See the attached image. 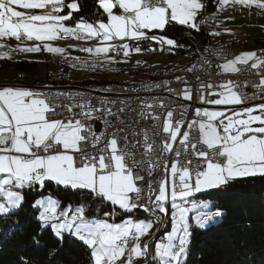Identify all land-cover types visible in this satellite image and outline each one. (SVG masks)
Returning a JSON list of instances; mask_svg holds the SVG:
<instances>
[{"label":"snow or ice","instance_id":"6c2138e0","mask_svg":"<svg viewBox=\"0 0 264 264\" xmlns=\"http://www.w3.org/2000/svg\"><path fill=\"white\" fill-rule=\"evenodd\" d=\"M228 6L264 12V0H218L210 17L203 15V0H96L100 18L90 21L77 15L82 11L79 0H0V60H12L13 54L46 52L79 61L65 56L66 48L53 46L62 40L94 41L87 47L69 45L91 57L93 68L113 62L114 55L140 53L142 41L158 44L160 51H171L184 45L165 34L170 28L200 32L201 24L215 22L216 15ZM222 23L216 22L215 27L219 29ZM221 34L234 33L229 29L209 32L214 37ZM204 52L219 61L217 75L228 78L214 84L201 81L197 74L200 85L194 93L187 80L177 77L185 87L170 92L184 101H192L196 95L201 104L216 106L264 100V50L232 58L222 49L205 48ZM204 66L211 68L212 63L202 54L186 71L198 73ZM246 73L258 77V82H252L255 91L251 96L244 91L247 80L231 79ZM157 107L166 111L160 133L150 137L148 128L138 131L133 127L140 121L125 124L127 109L123 106L114 110L104 101L97 107L82 94L77 100L51 90L0 85V219L16 215L26 196L36 192L30 207L38 213L35 219L41 232L50 230L61 244L66 236L79 241L88 251V264H187L191 222L204 229L225 213L220 208L204 211L209 207L205 201L191 207L179 202L226 188L239 179L264 178V103L233 108L230 114L196 108L193 119L186 120L182 112L174 120L175 109H168L162 100L159 104L144 101L140 120L161 121L152 111ZM96 120L102 121L103 131L94 127ZM141 134L142 140L135 139ZM157 168H162L159 178L154 177ZM68 193L85 194L87 200H78L75 206L64 204L62 194ZM87 201L110 206L104 212L106 218L90 219ZM169 204L170 231L153 247L145 238L153 234L163 216H169ZM136 209L152 214L153 219L109 222L117 211ZM33 242L40 245L36 237ZM58 251L50 247L49 257L54 258ZM18 264L32 262L20 256Z\"/></svg>","mask_w":264,"mask_h":264},{"label":"trees","instance_id":"16d2710c","mask_svg":"<svg viewBox=\"0 0 264 264\" xmlns=\"http://www.w3.org/2000/svg\"><path fill=\"white\" fill-rule=\"evenodd\" d=\"M79 2L82 11L78 16L83 15L90 21L100 18L95 10L96 0ZM213 2L214 0H206V11L213 10ZM189 31L175 26L165 33L184 45L167 53L171 62L180 57L187 60L189 54L203 52L211 44L209 32L201 30L191 31L189 34ZM9 69L18 73L32 72L37 69V62L23 57L21 60H0V70ZM55 191L52 189L51 194L54 195ZM37 196L36 192L28 194L24 206L16 215L0 219V264H18L20 256L28 257L32 264H88V251L79 241L66 236L61 244L50 230L41 232L39 222L35 219L38 213L30 207ZM193 197L210 200V212L220 208L225 215L204 229L195 225L191 231L187 264H264V178L239 179L226 188ZM61 199L64 204L71 202L75 206L76 201L85 202L87 197L85 194L68 193L62 194ZM87 205L90 219L106 218L104 212L110 210V206L92 201H87ZM138 210L131 213L117 211L115 221L119 222L130 216H135V220H150L145 212ZM15 221L18 224L13 225L12 222ZM170 228L171 224L167 231ZM33 237L40 240L39 246L34 244ZM53 246L59 251L54 258H50L48 250Z\"/></svg>","mask_w":264,"mask_h":264},{"label":"bare ground","instance_id":"6f19581e","mask_svg":"<svg viewBox=\"0 0 264 264\" xmlns=\"http://www.w3.org/2000/svg\"><path fill=\"white\" fill-rule=\"evenodd\" d=\"M212 13H210L211 16ZM217 17V16H216ZM215 22H209L208 24H201L202 30L206 32L213 31L211 23L215 25ZM234 37V38H233ZM241 41L238 36H231L224 41L217 44H210L209 49H222L223 52L234 51L233 47ZM16 44V41H11ZM31 43V42H26ZM61 44H82L88 46V43L76 40H62ZM139 47L142 49L140 54L144 57V60L137 61L130 65L117 64L113 67L103 65H97L92 67V59L79 58V61L72 62V59H65L64 57L59 59V69L51 70L47 72L46 79L49 82L48 86L36 87L34 90L40 88L41 91H53L55 89V83L60 82V89H72L83 90L88 92L99 91L101 94H116V92L129 91V85L131 86H151L159 81L171 80L174 74V69L182 68V66H188L196 63L200 59L201 54H208L207 52L191 53L187 57V62L183 65L173 66L170 68H156L153 66L155 57L166 56L169 52L160 51V46L154 44L151 41H142L139 43ZM147 47L155 48V51L146 50ZM166 47V46H165ZM261 50H264L262 47ZM22 56V55H19ZM87 61V63H85ZM139 62V63H138ZM79 75L78 78L74 77V74ZM141 210V209H140ZM170 213L171 207L169 204V216H163L160 221V226L154 227L153 234L147 238V242L151 245L161 241L164 234L170 225ZM149 219H153L152 214L146 213ZM157 224V223H156ZM151 251V249H150ZM144 264V262H143Z\"/></svg>","mask_w":264,"mask_h":264},{"label":"built area","instance_id":"2783aa9c","mask_svg":"<svg viewBox=\"0 0 264 264\" xmlns=\"http://www.w3.org/2000/svg\"><path fill=\"white\" fill-rule=\"evenodd\" d=\"M210 13H214V12L206 11L205 13H203V15L210 17ZM211 28H216L213 23H211ZM202 29L204 28H201V30ZM93 43L94 41L89 42L88 46H92ZM132 44L135 45L136 42H132ZM148 48L150 47H147L146 50H148ZM198 52L200 53V51ZM224 53L228 54V58H232L235 56V51H227ZM201 55L202 54L200 53V57ZM203 56L206 59L211 61L212 63L211 68L204 66V68H201L198 73H190L186 71V69L190 68L193 64H190L188 66H182V68L174 69V74L172 75L171 80L159 81L158 83H155L154 85H151V86H131L129 85V91H126V92H116V94H101L100 90L95 91V92H88V91H83V90H77V88L60 89V82L55 83V89L52 92L70 94L72 97H75L77 100L81 98V94H82L85 99L90 100L91 103L97 107L100 106L101 101L106 102L109 107L114 106V110L123 106L127 109V114L125 116V121H124L125 124L130 123L134 120L140 121L139 124H134L133 127H136L138 131L142 127H146L148 128V135L150 137L157 136V134L160 133L159 125L162 123L164 112L166 110L161 109L159 107L152 110L154 114H158L161 116V121L153 122L150 118L144 119L141 121L138 113L141 111L140 105L142 102L147 101L148 103L159 104L160 100H162L163 103L167 105L168 109H175L174 120L179 119L182 112L184 113V117L186 120H191L194 118V112L196 108H204V107H207L209 104H201L196 95L193 96L192 101H184L182 98L177 97L175 92H170L169 89H174L176 90V92H179L183 87H185L184 84L177 81V77H181L187 80L188 86L192 88V91L194 93L197 92L199 85H200V81H197L195 79V75L197 74L201 77V81L211 82L214 84L222 83L224 82L225 79L228 78V77L217 75V72L219 70L215 67V65L219 63V61H217L214 56H212L209 53L203 54ZM88 59H92V58L90 57ZM71 61L75 62V60H71ZM103 64H97V65H103ZM205 69L207 70L205 71ZM231 79L239 80L241 83H243L244 80H247L248 86L247 88L244 89V91L247 92L249 96H251L253 92L255 91V89L252 86V82L253 81L258 82V77L251 75V74H247V73L244 75L232 76ZM36 90L41 91L40 88ZM156 97H159L160 100L153 99ZM65 102H67V100ZM263 102L264 100H261L259 98L249 99L246 101L244 105L246 106L254 105V104H259ZM111 119H112V122L115 124L116 123L115 118H111ZM97 123H100L101 125L100 131H103L102 121L100 120L93 121L94 127ZM154 123L156 124V127L152 126ZM120 127H123V125H120ZM109 131H111V129H109ZM135 139L142 140L143 139L142 134L140 136L135 137ZM157 144H159L158 138H157ZM140 158L141 157L138 154L137 159H140ZM162 174H163L162 168H157L154 173V177L159 178ZM141 202L143 203V201ZM158 226H160V222L155 224L154 227L157 228ZM140 264H143V261H141Z\"/></svg>","mask_w":264,"mask_h":264},{"label":"rangeland","instance_id":"374dc122","mask_svg":"<svg viewBox=\"0 0 264 264\" xmlns=\"http://www.w3.org/2000/svg\"><path fill=\"white\" fill-rule=\"evenodd\" d=\"M215 5L217 7L218 5V0H215ZM212 12H214L213 10H211ZM223 15H225V17L223 18H226L227 20H229V24L227 25H221L222 28H227L229 27L230 25L234 26L235 25V20H238V23L237 25L235 26H238L237 29H243L244 27H246V29H251V25H262L264 26V12H261L259 10H257L256 8H252L251 10H249L248 8H241V7H232V6H228L223 12H222ZM229 17H231V19H229ZM257 19L256 21L254 20H251V19ZM219 22V20L217 21ZM258 23V24H257ZM220 27V28H221ZM220 28L218 30H220ZM215 29V28H213ZM246 33L248 31H245ZM250 32V31H249ZM234 34H231L230 36L232 35H237L239 37V39H244L245 37H247L249 35V33H241V32H233ZM212 39H214L215 37L214 36H211ZM229 37V36H228ZM241 42V41H240ZM239 42V43H240ZM13 42H11L12 44ZM16 44H12L13 47H15ZM70 44H61L60 41H56V42H53V46H58V47H64L67 49L66 53H65V56H69V57H78V58H88L89 56L86 54V53H83V52H80V51H77V50H74L73 48L69 47ZM71 45H78V46H82V45H79V44H71ZM84 46V45H83ZM85 47V46H84ZM44 53L46 55H48L49 53H46V52H41V53H31L29 55V59H37V60H40V61H43V62H40L41 64L44 63V60H43V55ZM114 55V54H113ZM17 56V54H16ZM27 56V54H26ZM23 57V58H26ZM155 58V63L154 65L156 66H160V67H165V66H169L171 63H174L173 65H175V63H178L179 61L181 62L182 57L174 60L173 62H171L169 56H162V57H153ZM13 59L14 60H21L22 58H19V57H14V54H13ZM60 59V58H59ZM141 60H144V57L140 54V53H136L135 51L132 52V54L129 56V57H123L122 55H114V61L113 62H108V63H104L105 65L107 66H110V67H113L115 66L116 64L118 63H125L126 65L127 64H131V62L135 63L137 61H141ZM125 61H129L130 63H127ZM171 66V65H170ZM44 69V68H43ZM43 69L41 67H39V69L35 70V71H32V72H29V73H35V75H40L41 72L43 71ZM59 69V66L58 68L56 69H51V70H57ZM51 70H48L47 72L51 71ZM47 72L45 73V77H46V74ZM16 73H18L17 71L15 70H5V71H2L0 70V79H3V80H16V79H11L13 75H16ZM74 77L78 78L79 75L77 73L74 74ZM16 78V77H15ZM1 84V83H0ZM9 85H15V83H8ZM16 86H18L16 84ZM40 87V86H39ZM45 87V86H44ZM36 88V87H35ZM264 103V102H263ZM260 104V103H259ZM254 105H258V104H254ZM211 106V105H210ZM215 106V107H214ZM253 105H239V106H216V105H212V107H214L215 109L214 110H210L209 108H207L208 110L210 111H225L226 113H231L232 109L233 108H236V110H239L240 108L242 107H251ZM206 108V107H205ZM215 190V189H214ZM212 190H209V191H205V192H201V193H198L197 196L199 195H202V194H206L208 192H210ZM196 195V194H195ZM202 201H205L209 204V207L207 209H204V211H209L210 212V208H211V201L210 200H204L203 198H195V197H190L187 201L185 202H179V203H182L183 206L185 207H191L192 203H198V202H202ZM135 216H130L128 218H125L124 220L122 221H119V222H116L115 221V215L112 217V220L109 222H115V223H123L125 220H128V219H134ZM192 228H191V231L193 230V228L195 227V222L192 221ZM154 229V228H153ZM153 229H152V232H153ZM170 231V230H168ZM167 231V232H168ZM166 232V233H167ZM165 233V234H166ZM164 234V235H165ZM150 236V235H149ZM148 236V237H149ZM146 237V238H148ZM164 237V236H163ZM145 238V239H146ZM147 240V239H146ZM160 242V241H159Z\"/></svg>","mask_w":264,"mask_h":264},{"label":"crops","instance_id":"0c3cea01","mask_svg":"<svg viewBox=\"0 0 264 264\" xmlns=\"http://www.w3.org/2000/svg\"><path fill=\"white\" fill-rule=\"evenodd\" d=\"M203 2L206 4V0H203ZM212 9L214 12H216V5H215V0L213 2V6H212ZM216 22L219 20L220 21H223V23L221 25H227L229 24V20H227L226 18H223L225 15L221 13L217 14L216 15ZM251 20H257V19H251ZM238 23V20H235V25H237ZM258 24V23H257ZM232 26L230 25L229 27L227 28H220V30H217L216 28L213 29L215 31H221L223 32V29H229L231 30V32H241V33H246L245 31H248L247 33H249V35L247 37H245L244 39L241 38V42L236 44L233 49L235 51V55H238L242 52H250V51H257L259 52V50L264 47V27H262V25H251V29H246V27H244L243 29H237L238 26ZM250 31V32H249ZM246 33V34H247ZM231 34H221L220 36H215L214 39H212V37L210 36L211 38V44H217V43H220L222 41H224L226 38L231 37L230 36ZM232 36H237V35H232ZM14 44V43H12ZM73 44H76V43H73ZM79 45H82L81 43ZM83 46V45H82ZM86 47V46H85ZM31 53H28L27 56L26 54H14V57H19V58H22V57H25L26 56V60L28 61H35L37 62V69H39V67H41L43 69V71L41 72L40 75H35V73H29V72H26V73H16V75H13L11 79H16V80H3V79H0V85H5V84H8V83H15V85L17 84L18 86H23V87H26V88H29V89H34L35 87H44V86H48L49 82L47 81L46 77H45V73L48 71V70H51V69H56L58 68V66L60 67L59 65V58H62V56H54L52 54H48L46 55L44 53L43 55V60H44V63H40V62H43V61H40V60H37L35 58L33 59H29V55ZM19 55H22V56H19ZM75 58V57H74ZM90 58V57H88ZM187 62L186 59H182V61L178 62V63H175V65H169V66H165V67H160V66H156L154 65L153 63V66L156 67V68H170V67H173V66H178V65H181V64H185ZM127 63H130L129 61ZM118 64H124L126 65L125 63H118ZM131 64H133V62H131ZM117 65V64H116ZM127 65H130V64H127ZM36 69V70H37ZM11 70V69H10ZM5 71V70H4ZM16 77V78H15ZM9 85V84H8ZM211 104H209L206 108H209L210 110H214L215 106L212 107V105L210 106ZM205 108V107H204ZM133 221H138V220H146L145 218H140L138 220H135L132 219ZM147 239V238H146Z\"/></svg>","mask_w":264,"mask_h":264},{"label":"water","instance_id":"95a60500","mask_svg":"<svg viewBox=\"0 0 264 264\" xmlns=\"http://www.w3.org/2000/svg\"><path fill=\"white\" fill-rule=\"evenodd\" d=\"M100 127H101L100 123H97V124L95 125V128H96V129H98V130H100ZM135 211H137V212H138L139 210H138V209H136Z\"/></svg>","mask_w":264,"mask_h":264}]
</instances>
